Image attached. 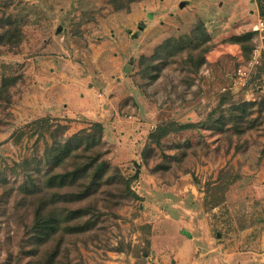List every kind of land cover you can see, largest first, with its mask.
<instances>
[{
	"label": "rangeland",
	"instance_id": "374dc122",
	"mask_svg": "<svg viewBox=\"0 0 264 264\" xmlns=\"http://www.w3.org/2000/svg\"><path fill=\"white\" fill-rule=\"evenodd\" d=\"M259 5L0 0V264H34L33 207L53 193L59 215L88 207L92 223L65 235L61 263L198 264L224 246L261 259ZM90 156L117 167L129 190L104 185L66 202L73 188H50L55 174Z\"/></svg>",
	"mask_w": 264,
	"mask_h": 264
},
{
	"label": "trees",
	"instance_id": "16d2710c",
	"mask_svg": "<svg viewBox=\"0 0 264 264\" xmlns=\"http://www.w3.org/2000/svg\"><path fill=\"white\" fill-rule=\"evenodd\" d=\"M260 11L263 12V6L259 5ZM200 24H197L196 29ZM170 40L163 42L162 47H166ZM155 50V53H159ZM141 59L147 60L146 57ZM150 59V58H149ZM99 126L98 123H96ZM191 124H182L173 127L158 128L155 132L163 134L165 130H178L189 127ZM64 154L54 156V161L63 163ZM98 156H90L85 163L80 165L74 164L72 168L66 169L63 172L56 173V183L50 185V188H59L70 186L73 191L66 192L63 195L65 201L79 202L86 199L89 195L95 193L104 185L112 186L117 183H123L124 187L129 190L127 180L120 173L117 167L110 166L105 160H98ZM55 194L51 196V200L41 197L33 207L31 236L33 238V245L27 251L34 257V264H68L61 263V258L64 251L65 235L78 234L91 226L85 216L89 213L88 207L76 206L72 210H68L63 216L59 215L52 203L54 202ZM69 197V198H68ZM85 218V219H83Z\"/></svg>",
	"mask_w": 264,
	"mask_h": 264
},
{
	"label": "crops",
	"instance_id": "0c3cea01",
	"mask_svg": "<svg viewBox=\"0 0 264 264\" xmlns=\"http://www.w3.org/2000/svg\"><path fill=\"white\" fill-rule=\"evenodd\" d=\"M180 4H182V6L180 7L184 6L183 2H180L179 5ZM86 104H88V101ZM75 105L78 106L75 108H82L81 109L82 113L80 112L81 115L83 114L85 115L89 111L88 108L87 109L85 108L86 106L81 107V103ZM73 109L74 108H72L71 110ZM85 109L87 110V112L85 111ZM66 110H68V108ZM71 110H68L67 113H70ZM207 252L208 251L201 252V258L198 260V264H253L255 263V260L257 261L263 260L262 262H264V253L262 254L263 256L261 257V259H259V254L255 252V250L246 247L232 249L227 246H224L221 248L219 247V250H216L208 255ZM256 254H258L257 257H254Z\"/></svg>",
	"mask_w": 264,
	"mask_h": 264
},
{
	"label": "built area",
	"instance_id": "2783aa9c",
	"mask_svg": "<svg viewBox=\"0 0 264 264\" xmlns=\"http://www.w3.org/2000/svg\"><path fill=\"white\" fill-rule=\"evenodd\" d=\"M252 29H253L254 31H258V32L260 33L262 30H264V22H263L262 20H259L257 23H255V24L253 25ZM237 73H238L239 76H242V75L245 74V71H244V69L239 68V69L237 70Z\"/></svg>",
	"mask_w": 264,
	"mask_h": 264
},
{
	"label": "water",
	"instance_id": "95a60500",
	"mask_svg": "<svg viewBox=\"0 0 264 264\" xmlns=\"http://www.w3.org/2000/svg\"><path fill=\"white\" fill-rule=\"evenodd\" d=\"M180 6H182V4H180Z\"/></svg>",
	"mask_w": 264,
	"mask_h": 264
}]
</instances>
